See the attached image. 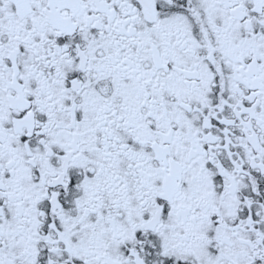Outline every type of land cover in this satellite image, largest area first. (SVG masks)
Returning a JSON list of instances; mask_svg holds the SVG:
<instances>
[{"label": "snow or ice", "instance_id": "snow-or-ice-1", "mask_svg": "<svg viewBox=\"0 0 264 264\" xmlns=\"http://www.w3.org/2000/svg\"><path fill=\"white\" fill-rule=\"evenodd\" d=\"M0 264H264V0H0Z\"/></svg>", "mask_w": 264, "mask_h": 264}]
</instances>
